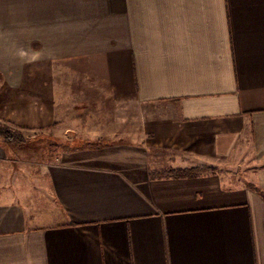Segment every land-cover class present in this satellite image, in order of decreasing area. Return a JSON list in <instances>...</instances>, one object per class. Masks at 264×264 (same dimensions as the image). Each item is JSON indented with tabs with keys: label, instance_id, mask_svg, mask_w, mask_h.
I'll return each instance as SVG.
<instances>
[{
	"label": "crops",
	"instance_id": "crops-1",
	"mask_svg": "<svg viewBox=\"0 0 264 264\" xmlns=\"http://www.w3.org/2000/svg\"><path fill=\"white\" fill-rule=\"evenodd\" d=\"M20 9L21 37L36 42L37 126L54 134L65 88L91 142L75 136L78 149L31 170L0 144V264H264V0ZM11 35L12 0H0V92L28 87L12 80ZM60 36L67 72L91 75L84 92L54 75ZM11 99L0 95L1 120ZM229 157L242 176L208 170Z\"/></svg>",
	"mask_w": 264,
	"mask_h": 264
},
{
	"label": "rangeland",
	"instance_id": "rangeland-1",
	"mask_svg": "<svg viewBox=\"0 0 264 264\" xmlns=\"http://www.w3.org/2000/svg\"><path fill=\"white\" fill-rule=\"evenodd\" d=\"M20 16V0H12L11 45L13 57L11 76L13 81H26L28 87L26 89L1 88V96L4 98L7 97V99L12 98L11 104L7 106L12 111L13 119L7 121L0 119V126L17 131L25 138H32L33 136L36 137L34 141L29 140L25 144L16 146L8 145L0 137V144L9 150L11 157L14 158L17 166L31 170L39 168L41 165H46L55 159H59L63 152L78 149L70 148L72 145L70 142L74 140L75 136H78L75 138L78 143H81L82 141L81 145H83V143L85 145L86 143L91 142V139L84 138V136L79 137V135H83L81 132L85 129L84 124H90L92 121H89V117L83 113L84 105L74 106L67 103L63 104L66 101L68 92L67 89L61 88V115L59 124L55 128L54 134L52 131H48L46 127L41 129L37 126V111L36 104L34 103L35 98L37 97V89H35L34 85L35 81L39 79L38 77L40 73L37 72L38 69L35 57L36 42L34 40L31 42H26L25 40L23 41L20 34ZM78 37L79 36L77 34V41ZM60 41L61 56L58 58V73H54V75L58 76L61 82H68L69 80H72L73 84L76 86V91L84 92L83 87L85 82L87 79H91V75L90 73H84L83 71L75 73L67 72L71 62L68 61V57L62 56L66 54L67 50L66 41L62 36H60ZM20 54L23 55L20 56ZM72 65H74L77 70H82L84 65H86L84 56H76L72 61ZM91 91L93 90H86L87 93H91ZM72 107L76 109H73ZM129 110L130 109H128V112H130ZM119 123H121V121H119ZM107 124H110V122H107ZM112 131L113 133L117 131L116 134L118 136L116 137L121 136L126 138L124 134L131 133V127L126 128L123 126L122 128H114ZM79 138H81L80 142ZM243 162L244 161L242 159L235 157H229L217 161L215 160L212 163L213 165H209L208 170L219 172L222 175L237 173L242 176V173L245 170Z\"/></svg>",
	"mask_w": 264,
	"mask_h": 264
},
{
	"label": "trees",
	"instance_id": "trees-1",
	"mask_svg": "<svg viewBox=\"0 0 264 264\" xmlns=\"http://www.w3.org/2000/svg\"><path fill=\"white\" fill-rule=\"evenodd\" d=\"M0 137L4 140L5 143L11 146L22 145L27 143L29 140L34 141L36 136L32 138H25L21 133L17 131L10 130L7 127L0 126ZM171 175L175 176H187V173L184 172H169Z\"/></svg>",
	"mask_w": 264,
	"mask_h": 264
}]
</instances>
